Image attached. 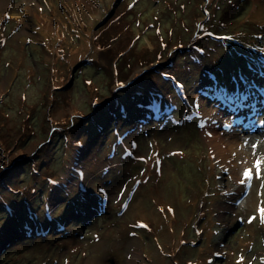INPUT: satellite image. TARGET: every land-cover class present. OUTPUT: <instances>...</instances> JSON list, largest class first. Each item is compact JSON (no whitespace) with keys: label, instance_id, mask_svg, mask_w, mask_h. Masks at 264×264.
Segmentation results:
<instances>
[{"label":"rangeland","instance_id":"obj_1","mask_svg":"<svg viewBox=\"0 0 264 264\" xmlns=\"http://www.w3.org/2000/svg\"><path fill=\"white\" fill-rule=\"evenodd\" d=\"M260 208L264 0H0V264H264Z\"/></svg>","mask_w":264,"mask_h":264},{"label":"bare ground","instance_id":"obj_2","mask_svg":"<svg viewBox=\"0 0 264 264\" xmlns=\"http://www.w3.org/2000/svg\"><path fill=\"white\" fill-rule=\"evenodd\" d=\"M260 90L263 92L262 89ZM199 99H200L199 107L200 109H202V107H204L201 102L202 97H199ZM211 105H217V104L212 103ZM211 112H213V108L211 109ZM253 118H256L257 120V117H254V116L253 117H251L250 115L243 116V119H245V121L250 120L252 122L254 121ZM206 122H208V120ZM210 123L211 122H209V125ZM211 126H214V125H211ZM203 132H204V122L202 123V133ZM206 132L208 131L205 129V133ZM205 133H204L205 141L214 150V154L216 156L218 164L221 165L222 167L223 166L230 167L228 172L231 175H234V173L235 174L237 173L236 168L240 169L239 168L240 166H237L235 163L237 162L241 163V166L243 165V168H242L243 170L245 169L252 170V167L258 161V154L253 155L248 152V148H246L243 140L241 139L242 131L239 130L236 124H232L230 127L227 128V130L223 129V131H216V129L213 128L211 131L208 132V134H205ZM248 179L249 181L242 183V186H241L242 190H246V188L249 187L251 183L250 182L251 173Z\"/></svg>","mask_w":264,"mask_h":264},{"label":"snow or ice","instance_id":"obj_3","mask_svg":"<svg viewBox=\"0 0 264 264\" xmlns=\"http://www.w3.org/2000/svg\"><path fill=\"white\" fill-rule=\"evenodd\" d=\"M123 85H121L122 87ZM245 97L243 95L240 96V100L242 101ZM256 145H253V148H255ZM259 161H257V164L255 165L257 168L259 167ZM250 173H251V169H245V171L243 172V178L241 179L240 183H244L246 179H248L250 177ZM259 175V173L257 174ZM260 216H261V222L264 223V208H260L258 209ZM251 222V220H250Z\"/></svg>","mask_w":264,"mask_h":264},{"label":"trees","instance_id":"obj_4","mask_svg":"<svg viewBox=\"0 0 264 264\" xmlns=\"http://www.w3.org/2000/svg\"><path fill=\"white\" fill-rule=\"evenodd\" d=\"M46 179H47L48 182L52 181L51 176H47Z\"/></svg>","mask_w":264,"mask_h":264}]
</instances>
